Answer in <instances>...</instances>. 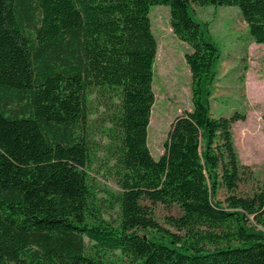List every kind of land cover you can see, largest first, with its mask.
<instances>
[{
  "label": "trees",
  "instance_id": "obj_1",
  "mask_svg": "<svg viewBox=\"0 0 264 264\" xmlns=\"http://www.w3.org/2000/svg\"><path fill=\"white\" fill-rule=\"evenodd\" d=\"M192 4L237 6L264 44V0H0V264H264V181L237 193L246 113H212L222 52ZM153 5L169 7L192 78L158 158ZM98 164L120 191L98 195ZM157 203L179 205L183 234L154 220Z\"/></svg>",
  "mask_w": 264,
  "mask_h": 264
},
{
  "label": "rangeland",
  "instance_id": "obj_2",
  "mask_svg": "<svg viewBox=\"0 0 264 264\" xmlns=\"http://www.w3.org/2000/svg\"><path fill=\"white\" fill-rule=\"evenodd\" d=\"M196 17L207 22L211 37L222 52L218 65V80L210 98L214 117H230L236 111L246 113L245 120L233 123V141L237 153L242 181L238 194H251L264 181V44H257L247 35V23L237 6H198L192 4ZM152 29L158 41L154 64L155 104L148 128V144L155 158L164 151L174 119L192 108V78L185 54L191 51L171 27L170 9L153 5L150 12ZM101 165L90 172V181L100 197L106 190L118 192L116 180L104 174ZM249 167V171L245 168ZM227 192L222 188L219 199ZM154 220L173 232L171 216H180L179 205L150 204ZM107 218L117 216L116 209L105 213Z\"/></svg>",
  "mask_w": 264,
  "mask_h": 264
}]
</instances>
